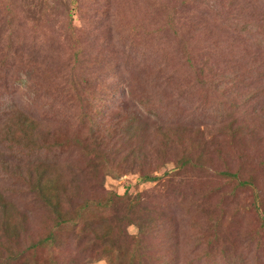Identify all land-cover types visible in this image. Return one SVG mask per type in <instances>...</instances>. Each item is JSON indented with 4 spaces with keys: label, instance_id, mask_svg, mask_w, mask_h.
<instances>
[{
    "label": "rangeland",
    "instance_id": "obj_1",
    "mask_svg": "<svg viewBox=\"0 0 264 264\" xmlns=\"http://www.w3.org/2000/svg\"><path fill=\"white\" fill-rule=\"evenodd\" d=\"M0 197V264H264V0H0Z\"/></svg>",
    "mask_w": 264,
    "mask_h": 264
},
{
    "label": "trees",
    "instance_id": "obj_2",
    "mask_svg": "<svg viewBox=\"0 0 264 264\" xmlns=\"http://www.w3.org/2000/svg\"><path fill=\"white\" fill-rule=\"evenodd\" d=\"M21 113V112H20ZM22 114V113H21ZM28 118L29 117H25L24 116V118H23V120L24 119H26V120H28ZM38 150H40L39 148H37ZM36 149V150H37ZM184 162H189V161H185L184 159L183 160H181V164H187V163H184ZM232 175H234V174H232ZM154 178V176H149V175H142V177H141V179H148V180H151V179H153ZM29 182V181H28ZM39 182L40 181H37L36 183H35V185H31L30 183H27V182H25L27 185H28V188H34L35 186H37L38 184H39ZM241 183L243 182V181H240ZM31 192H35V195H37L38 196V194H40L39 193V191L37 190V189H32L31 190ZM41 196V195H40ZM1 197H3V196H1ZM0 197V199H2ZM46 202H47V200H45ZM47 204V203H46ZM132 213H133V211H132ZM129 215H130V212H129ZM133 216V218H132V220L133 221H135L134 220V215H132ZM131 223H133V221L132 220H130V219H128ZM14 232H15V230H14ZM54 238H53V235L52 234H47V235H45V236H43V237H41V238H39V239H37V241H36V243H39L40 245L41 244H49V243H54L55 244V242H54V240H53ZM139 250V248H137V251ZM127 264H129V262L127 263Z\"/></svg>",
    "mask_w": 264,
    "mask_h": 264
}]
</instances>
